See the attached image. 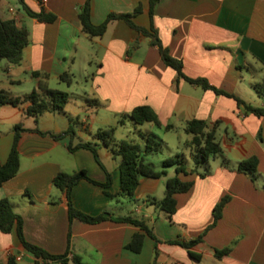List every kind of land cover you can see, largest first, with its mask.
Segmentation results:
<instances>
[{"label": "crops", "instance_id": "1", "mask_svg": "<svg viewBox=\"0 0 264 264\" xmlns=\"http://www.w3.org/2000/svg\"><path fill=\"white\" fill-rule=\"evenodd\" d=\"M24 1L32 10L44 9L56 18L53 22L39 21L25 13L19 0H0V18H13L29 32L19 64L0 60V90L15 96L29 93L40 78L32 74L37 71L47 75L49 87L68 91L70 98L62 111L45 112L37 122L24 114L26 104L1 105L0 162L8 158L13 126L19 122L24 128L37 127L53 134L72 125L75 142L97 143L100 161L88 148L70 151L69 135L54 138L30 130L22 132L19 171L0 185V198H9L21 215L26 240L55 254L65 252L69 244L71 254L91 264H264V115L245 112L244 106L264 107V98L257 90L264 86V0H159L152 19L149 0H90L93 24L101 23L109 13L131 12L140 6L134 22L145 28L153 25L170 55L182 61L187 77L204 78L245 104L179 76L162 61L149 37L121 19L110 21L103 35L90 38L78 18L85 0ZM63 72L73 76L70 85L59 80ZM139 105H148L161 122V126L142 124L149 128L145 131L156 136L158 130L179 132L177 149L190 137L183 129L187 120L197 117L210 126L216 124L221 154L199 166L197 172L191 171V163L186 165V173L178 174L193 184L187 192L175 195L176 210L170 219L145 199L163 197L175 166L171 176L164 169L159 177H139L132 197L111 198L102 186L80 180L70 192L74 207L88 215L104 213L106 219L93 224L69 219L65 192L53 185V177L60 171L84 169L92 179L105 182L108 171L111 185L107 190L117 194L121 157L96 140L94 133L115 126V138L123 139L116 137V132L129 127L126 122L132 120L118 121ZM166 124L173 127L166 130ZM150 155H145L144 161L153 167ZM251 156L257 158L254 178L236 169L239 161ZM224 196H229V201L221 217L191 248L199 259L168 242L188 241L202 234L213 221L214 206ZM125 215L145 220L159 242L144 233L140 252L127 249L133 234L143 231L113 220ZM230 244L227 255L215 256L216 249ZM9 255H16L17 264L34 261L15 232L0 231V264H6Z\"/></svg>", "mask_w": 264, "mask_h": 264}, {"label": "trees", "instance_id": "2", "mask_svg": "<svg viewBox=\"0 0 264 264\" xmlns=\"http://www.w3.org/2000/svg\"><path fill=\"white\" fill-rule=\"evenodd\" d=\"M19 1L21 2L25 13L30 17L43 22H53L56 18V16L51 12H46L44 9L34 11L24 0ZM158 1L159 0H149V14L151 19L153 15V8ZM140 11L141 7L137 6L131 12L109 13L101 23L93 24L90 18V0H85L84 4L79 9L78 18L82 31L90 38L103 35L108 23L112 20L121 19L125 21L137 32L150 38V44L157 47L162 61L167 66L175 69L179 76H182L190 83L201 86L203 89H211L217 94H225L227 96L234 97L238 103H244L235 95L210 85L204 78L187 77L182 71V61L170 55L168 48L161 42L157 30L153 27V25L151 24L149 28H145L134 22V16ZM28 36L29 32L27 28L18 26L13 18H0V60H6L7 63L11 65L19 64L22 59L23 49L29 42ZM32 74L35 77H40L36 87L29 93L21 96L10 95L4 90H0V106L5 104L12 106L26 104L23 109L24 114L26 116H32L34 121L37 122L39 116L45 112L62 111L69 101L70 94L66 90L49 87L46 81V74L37 71H33ZM59 80L65 82L67 85H70L73 81V76L68 72H63L59 75ZM257 90L264 98V86H258ZM88 101L96 103V100L94 99H88ZM244 106L245 112H252L256 115H264V107H253L247 104ZM126 118H129L132 122L139 125L144 123H153L156 126H161L158 116L148 105H139L134 107L129 113L124 114L118 122L123 124ZM172 127L173 126L171 124H166L164 126L166 130L171 129ZM115 128V126L100 128L94 133V137L96 140L108 146L114 155L121 157L120 191L117 194L110 193L107 190V188L111 185V175L108 171L106 172L107 178L105 182H99L92 179L84 169H79L73 172L60 171L53 177V185L65 192L69 219L78 218L82 222L92 224L99 223L106 219L104 213L93 216L88 215L74 207L70 197V192L72 187L80 180H87L91 183L102 186L105 194L111 198H115L118 195H127L132 197L135 188L138 185L139 177H159L165 173L164 169L156 171L151 165L145 163L144 161L145 155L157 153L161 150L163 145V141L161 139L158 140L157 136L151 131H142L140 132V135L145 140V146H142L134 140L116 139L114 135ZM183 129L185 133L190 136L183 142V147L190 150V157L193 163V167L191 168L192 172H197L199 166L207 162L209 159L221 154L222 148L216 139V124L210 126L205 119L194 117L186 121ZM27 130L34 131L42 135L49 134L54 138H61L62 136L69 135L71 141L68 145V149L70 151H74L77 148H88L94 153L96 160L100 163L97 155V143L90 141L75 142V132L72 125L62 133L53 134L49 131H42L37 127L33 129L24 128L22 123L19 122L13 126L14 138L8 158L4 163L0 162V185L14 177L19 171L20 157L18 142L22 132ZM162 165L164 167L175 166V174L166 180L164 195L161 199L156 200L153 197H149L145 200L152 201V203L155 204L157 208L164 211L167 218L170 219L176 210L175 195L177 193L187 192L191 188L193 182L181 180L178 176L179 173L187 172L185 159L182 153H176L173 156L163 159ZM236 169L247 172L252 178H254L257 174V158L255 156H251L239 161ZM199 174L201 176L204 175L202 173ZM25 195H29V193L25 192ZM228 201L229 196H224L214 206L212 223L198 237L188 241L173 239L168 240V242L178 244L186 248L192 258L199 259V254L193 252L191 248L196 243L202 241L204 233L216 224L217 220L221 217L222 209ZM113 220L117 222L131 223L138 226L143 231L134 233L131 240L125 245L127 249L133 252L141 251L144 233L149 234L156 243L159 242L157 237L154 235L152 228L143 219H138L132 215H125L113 217ZM0 231L3 233L15 232L26 252L34 257L33 264H91L84 262L79 255L74 253L71 254L69 244L67 245L65 252L55 254L48 252L39 245L27 241L23 233V219L20 214L15 212L13 203L7 197L0 198ZM232 244L222 249H216L215 256L219 258L223 255H227L232 249ZM6 264H17L16 255H9Z\"/></svg>", "mask_w": 264, "mask_h": 264}, {"label": "rangeland", "instance_id": "3", "mask_svg": "<svg viewBox=\"0 0 264 264\" xmlns=\"http://www.w3.org/2000/svg\"><path fill=\"white\" fill-rule=\"evenodd\" d=\"M126 123H128L129 127H122V128L120 127L118 131L116 132V137L118 138L122 137L124 140H135L136 142L141 143L140 132L145 131L146 129H149V128L147 126L135 124L132 121L129 122L128 120ZM157 139L165 140L167 143L162 145V148L159 152L153 153L148 157L149 160L153 163L154 169L156 170L165 169L169 173V176H171V174H173L172 173L173 166L164 167L162 165V159L167 156H173L176 152L184 153L183 156H184L186 165H190L192 163L191 157L188 154V151L186 150V148L182 147V148L177 149V144H178V141L180 140L178 131L158 130ZM160 196H162L161 192L158 193L157 197L159 198ZM30 264H33V262Z\"/></svg>", "mask_w": 264, "mask_h": 264}, {"label": "built area", "instance_id": "4", "mask_svg": "<svg viewBox=\"0 0 264 264\" xmlns=\"http://www.w3.org/2000/svg\"><path fill=\"white\" fill-rule=\"evenodd\" d=\"M39 3L43 4L46 0H38ZM10 11H13L12 9H10Z\"/></svg>", "mask_w": 264, "mask_h": 264}]
</instances>
